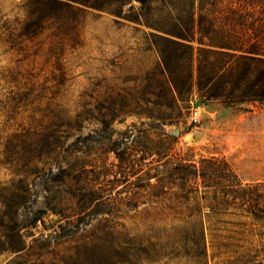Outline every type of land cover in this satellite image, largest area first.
I'll list each match as a JSON object with an SVG mask.
<instances>
[{
	"label": "trees",
	"instance_id": "16d2710c",
	"mask_svg": "<svg viewBox=\"0 0 264 264\" xmlns=\"http://www.w3.org/2000/svg\"><path fill=\"white\" fill-rule=\"evenodd\" d=\"M126 5L135 22L150 28L148 41L161 62L121 111L153 104L162 109L160 121L174 122V113L167 112L188 110L195 93L229 107L264 102V0H26L21 34L33 37L54 22L77 43L90 10L123 16ZM106 109L116 116L115 102ZM59 114L29 137L20 136L18 180L0 201V255L22 257L26 230L39 224L48 230L50 215L56 217L52 237L57 241L74 239L93 221L111 218L65 264H129L134 252L146 248L133 246L120 219L142 206L165 204L188 218L154 234L173 241L172 252L206 264L211 257H224L219 264H264V180L244 182L223 156L196 160L190 148L178 150L176 138L165 132L157 139L144 136L148 140L134 148L118 147L111 136L107 143L67 141L79 140L84 122L97 117L92 109ZM109 121H102L107 129ZM85 144L113 154L115 161L86 159ZM20 257L12 263L25 264Z\"/></svg>",
	"mask_w": 264,
	"mask_h": 264
},
{
	"label": "rangeland",
	"instance_id": "374dc122",
	"mask_svg": "<svg viewBox=\"0 0 264 264\" xmlns=\"http://www.w3.org/2000/svg\"><path fill=\"white\" fill-rule=\"evenodd\" d=\"M25 2L0 0V201L4 190L18 180L15 162L20 159V136L29 137L59 113L74 116L88 109L95 111L97 120L85 121L80 139L67 141L107 143L111 136L118 147L134 148L148 140L144 136L157 139L165 132L176 138L178 150L190 148L196 160L223 156L244 182L264 180V102L229 107L217 100H202L195 93L188 110L181 107L167 112L174 113V122L160 121L162 109L153 104L149 109L142 106L134 112L121 111L122 105L145 89L147 72L161 62L159 52L148 41L150 28L135 22L126 5L127 15L123 16L90 10L80 26L77 43L54 22L27 37L21 34L28 17ZM134 4L140 6L137 1ZM110 101L115 102L114 117L106 109ZM196 111L197 121L193 119ZM103 119L110 120V128H105ZM87 145L83 148L89 152L84 154L86 159L115 161L113 154ZM55 220L53 215L46 217L48 230L41 224L28 228L22 257L3 253L0 264H14L18 257L25 264H65L76 254L78 245L112 223L111 218H100L78 237L57 241L52 237ZM185 220V212L177 213L165 204L142 206L124 215L120 221L132 236L133 246L146 248L134 252L129 264H206L203 258L172 252L171 247H177L173 241L154 238L159 231L171 230ZM223 258L211 257L207 264H219Z\"/></svg>",
	"mask_w": 264,
	"mask_h": 264
},
{
	"label": "built area",
	"instance_id": "2783aa9c",
	"mask_svg": "<svg viewBox=\"0 0 264 264\" xmlns=\"http://www.w3.org/2000/svg\"><path fill=\"white\" fill-rule=\"evenodd\" d=\"M193 119H194L195 121L198 120V112H197V111L194 113Z\"/></svg>",
	"mask_w": 264,
	"mask_h": 264
}]
</instances>
